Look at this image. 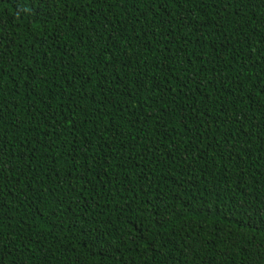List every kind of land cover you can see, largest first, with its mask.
I'll use <instances>...</instances> for the list:
<instances>
[{
  "label": "trees",
  "instance_id": "16d2710c",
  "mask_svg": "<svg viewBox=\"0 0 264 264\" xmlns=\"http://www.w3.org/2000/svg\"><path fill=\"white\" fill-rule=\"evenodd\" d=\"M261 81L264 0H0V264H247Z\"/></svg>",
  "mask_w": 264,
  "mask_h": 264
},
{
  "label": "snow or ice",
  "instance_id": "6c2138e0",
  "mask_svg": "<svg viewBox=\"0 0 264 264\" xmlns=\"http://www.w3.org/2000/svg\"><path fill=\"white\" fill-rule=\"evenodd\" d=\"M264 84V81H261ZM260 91H264V88H261ZM262 105H264V101H262ZM264 135V133H261ZM249 219H257L259 224L264 228V203H262L261 208L258 212H256V216L252 217L249 215ZM247 261V264H258V262H264V242L261 243L259 248H252L250 253L244 257Z\"/></svg>",
  "mask_w": 264,
  "mask_h": 264
}]
</instances>
